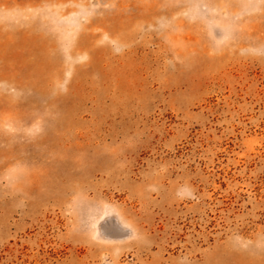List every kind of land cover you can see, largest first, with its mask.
Segmentation results:
<instances>
[{
	"label": "rangeland",
	"instance_id": "rangeland-1",
	"mask_svg": "<svg viewBox=\"0 0 264 264\" xmlns=\"http://www.w3.org/2000/svg\"><path fill=\"white\" fill-rule=\"evenodd\" d=\"M0 264H264V0H0Z\"/></svg>",
	"mask_w": 264,
	"mask_h": 264
}]
</instances>
